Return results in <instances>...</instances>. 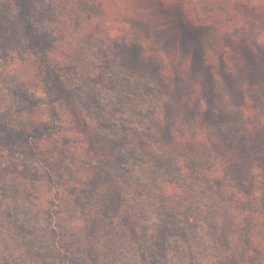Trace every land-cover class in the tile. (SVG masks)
<instances>
[{
	"label": "trees",
	"instance_id": "obj_1",
	"mask_svg": "<svg viewBox=\"0 0 264 264\" xmlns=\"http://www.w3.org/2000/svg\"><path fill=\"white\" fill-rule=\"evenodd\" d=\"M10 1L15 6L14 17L20 20L18 32L24 39L18 50L17 68L19 75L24 67L27 72L26 80L20 84V95L24 99L28 95L25 101L29 114L38 115L42 107L50 105L51 98L71 106L76 87L99 84L103 75L89 72L85 65L89 60L93 63L96 55H103L109 63L107 51L112 57L120 58L116 60L120 68L132 73L127 74L129 80L142 76L157 77L158 83L169 92L168 98L162 102L165 124L158 127L162 129V139L167 142L158 150L148 152V144L143 138L130 139L127 134L121 140L105 136L101 140L96 138V145L92 141L93 154L88 164L96 168L97 173L79 170L68 174L62 182L58 180L56 186L52 185L54 192L47 200L55 207L52 216L56 218L59 213H64L61 200L67 190L62 188L65 185L70 186L63 201L66 210L82 209L79 213L74 210L66 215L69 228L65 229L67 237L77 239L81 247L90 250L83 253L79 264H176L174 229L195 218L192 211L205 199L203 195L199 196L202 192L196 191L198 186L195 183L186 184L189 182L181 173L184 167L198 168L186 176L193 181L223 182L234 191L232 196L241 194L243 203L239 200L235 205L240 214L245 212L252 216L257 211L262 219L257 227L254 224L250 228L251 236L245 239V243L249 244L253 235L258 243L255 249L262 251L264 0H70L80 7L78 11L62 1L54 3L56 7H52L49 17H56L54 25L58 27L63 25L65 10L75 11L80 21L73 34L80 31L82 37L75 39L73 34L62 33L61 40L55 41L46 40L54 30H44L42 24L37 22L39 26H36L32 19L39 13L48 20L41 13L47 12L49 0ZM108 23H120L126 27H117L122 34L109 41ZM3 24L4 20L0 19V25L6 27ZM63 26L66 30L67 26ZM126 28L130 30L129 42L124 37ZM58 50L59 58L52 56L46 63L32 56H48ZM61 71L76 72L82 78L81 85L74 82L72 88L69 87L66 75L58 73ZM89 99H93L92 95ZM150 109L155 114L154 109ZM171 109L175 113L169 112ZM71 114L75 116L74 112ZM198 117L202 118L201 121ZM183 118L193 123L190 130L181 128L180 119ZM223 124L229 127L227 131L219 130L218 126ZM42 126V120L30 122L29 126L2 122L0 132L7 134L0 144L5 162L14 158L21 165L19 161L27 152L36 155L38 149L44 153L46 150L55 151L57 146L50 142L55 134L54 127L41 131ZM206 129L208 131H201ZM203 148L210 149L222 176L211 175L209 172L213 171L203 170L202 165H180L170 155L178 150L179 157L187 158L184 153H199ZM147 159L153 165L151 170H145L147 179L162 184L154 186L155 190L147 188L146 192L148 181L139 179L135 188L129 182L132 177L120 173L125 166H120L126 164L128 168L124 172L127 173L132 171L130 168L144 171ZM172 171L176 172L171 174ZM18 173L25 182L23 186L30 193L34 192V195L28 192L27 196L39 200L41 190L35 180H30L22 171ZM57 177L60 179L61 176ZM88 185L91 190L85 195V189L80 187ZM131 187L136 195L130 194ZM149 191L155 198L152 201ZM144 195L148 196L145 200L142 199ZM58 200L61 204L57 203ZM26 203L32 206L30 201ZM252 204L256 206L254 209L248 207ZM26 210L33 213L31 208ZM115 237L117 246L111 243ZM122 239L129 244H122ZM134 247H141L137 255H134Z\"/></svg>",
	"mask_w": 264,
	"mask_h": 264
},
{
	"label": "rangeland",
	"instance_id": "obj_2",
	"mask_svg": "<svg viewBox=\"0 0 264 264\" xmlns=\"http://www.w3.org/2000/svg\"><path fill=\"white\" fill-rule=\"evenodd\" d=\"M62 1L71 4L67 5L69 8L77 11L80 9L70 0H49L47 1L49 3L47 12L41 13L46 15L48 20L41 17L39 13L32 17L36 26H39L37 25L38 22L42 24V29L54 30L53 34L46 40H61L62 33L73 34V31L79 27L80 18L78 14L69 10H65L62 20L63 25L67 26L66 30L63 25L58 27L54 25L56 17H49V12L53 6L56 7L54 3L60 4ZM14 9L15 6L12 1L0 0V19L4 20L3 25L7 27L0 25V124L4 122L14 124V126L21 124L29 126L30 122L37 123L42 120L41 131L54 127L55 134L51 136L50 142L57 148L51 152L46 150V153L38 149L36 155L35 152L33 155L27 152L25 157L19 161L21 165H18V161L14 158L5 162L6 156H1L2 150L0 149V264H79L83 253L90 250L87 247H81L77 239L73 240V238L67 237L65 229L68 230L69 228L66 215L74 210L75 213H79L82 209L74 207L71 211L66 210L63 201H65V194L70 186L65 185L66 187L62 188L67 190L64 191V197L61 200L65 208L64 213H59L60 216L56 215V218L52 216L55 207L47 202L54 192L52 185L59 181L62 182L68 174L79 170L85 172L88 169L90 172L97 173L98 170L91 168L92 166L88 164V160L93 154L92 141L96 145V138L101 140V137L105 136L110 139L118 138L121 140L127 134L130 139L143 138L148 144V148H146L148 152L158 150L162 144L167 142L162 139V129L158 127L160 124L163 126L165 124L163 123L165 114H163L162 102L168 98L169 92L164 85L158 83L157 77L142 76L129 80L127 74L132 73L126 71L125 68H120L116 64V60L119 61L120 58L112 57L107 51L109 63L105 61L103 55H96L93 57V63H90L89 60L88 64L85 65L89 72L103 75L99 84L95 87L90 85L85 88L80 83L81 76H78L76 72H58L61 76L65 77L66 75L65 78L69 87L74 82L77 86H82V88L76 87L73 90V104L66 106L63 101L51 98L50 105L42 107V110L39 111V117V114L36 116L29 114L27 112L28 105L25 101L28 95H25V99L20 95V84L26 80L27 72L24 67V70L23 68L20 70L21 74L19 75L17 68L18 50L23 46L24 39L18 32L20 20L14 17ZM8 22L11 23L8 24ZM108 24L106 27L110 28L109 31L107 30L108 35H106L109 41L113 40V36L122 34L120 28L117 27H121V29L126 27L120 23ZM124 33L126 41L129 42L130 30L128 29ZM80 34L81 32L78 31L72 36L75 39H80L82 37ZM59 52L60 50L53 54L50 53L48 56L40 54H33L32 56L42 59L43 63H46L52 56L54 59L59 58ZM77 78L79 81L76 80ZM87 84L86 81L85 85ZM90 95L93 99H89ZM48 98L46 97V99ZM150 108L154 109L155 114ZM72 112L75 113V116L71 114ZM169 112L175 113V110L171 109ZM201 119L198 117V121ZM180 125L182 129L190 130L193 123L190 119L183 118L180 119ZM4 127L2 126V128ZM218 127L223 132L229 129L225 124ZM146 128H152V130ZM201 131H208V129ZM5 137L7 134L0 132V144H3L1 139ZM4 141L9 143V141ZM17 144L23 143L17 142ZM179 153L177 150L171 152L170 155L178 160L180 165H202L203 170L208 168L213 171L209 172L211 175L222 176L220 166L214 162L210 149L203 148L199 153H184L188 159L179 157ZM122 166H125L123 168L127 170L126 164H122L120 167L122 168ZM150 166L153 165L147 159L143 166L144 171L130 168L132 169L131 172L127 173L121 169L120 173L132 177L129 182L135 188L139 179L147 180V192L149 189L155 190L156 187L154 186L162 184L153 183L147 179L148 175H146L145 170H151ZM95 167H97L96 164ZM193 170H198V168L184 167L181 173L185 175L186 182H189L186 184L191 186L192 183H195L198 186L196 191L202 192L199 196L203 195L205 199L198 203L195 210L192 211L195 218L186 225H177L174 229L176 233V264H264V248L260 252L259 249H255L258 244L257 239L253 238L252 235L250 243H245V239L251 236L250 228L254 224L257 227V223L262 219L261 216L257 214V211L252 216H247L245 212L240 214L235 205L239 200L243 203L241 194L235 193V196H232L234 191L223 182L207 184L203 183V179L193 181L190 177H186ZM21 171L30 180H35L39 186L41 190L39 200L27 196L30 190L23 186L25 182L18 175V172ZM174 172L176 171H172L171 174ZM59 175L61 176L60 179L57 177ZM88 186L80 187L85 189V195L91 190V187ZM140 187L144 190L143 186L140 185ZM79 189L78 191H80ZM30 194L34 195V192ZM130 194L136 195L135 189H132ZM148 195L151 201L155 199L150 191ZM144 197L143 200L147 199L148 196L144 195ZM26 201H30L32 206L28 205ZM57 203L61 204L59 200ZM248 207L254 209L256 206L252 204ZM26 208H31L33 213L28 212ZM116 237L111 243L117 246ZM71 241H73L74 246H70ZM121 242L122 244H129L123 239ZM140 250L141 247H134V255H137V251Z\"/></svg>",
	"mask_w": 264,
	"mask_h": 264
}]
</instances>
